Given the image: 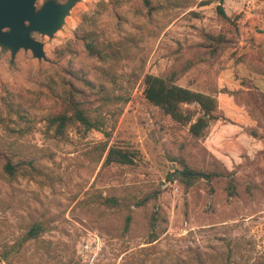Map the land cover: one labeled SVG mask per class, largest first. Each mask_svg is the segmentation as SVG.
<instances>
[{"label": "rangeland", "instance_id": "374dc122", "mask_svg": "<svg viewBox=\"0 0 264 264\" xmlns=\"http://www.w3.org/2000/svg\"><path fill=\"white\" fill-rule=\"evenodd\" d=\"M149 1L77 0L52 36L34 34L46 58L0 46V264H264V0H224L227 19L219 0ZM84 15L79 33L114 58L86 53ZM184 69L179 85L217 100L201 136L144 93L147 74ZM72 94L95 126L60 135L48 117ZM110 146L134 162L105 164Z\"/></svg>", "mask_w": 264, "mask_h": 264}, {"label": "trees", "instance_id": "16d2710c", "mask_svg": "<svg viewBox=\"0 0 264 264\" xmlns=\"http://www.w3.org/2000/svg\"><path fill=\"white\" fill-rule=\"evenodd\" d=\"M145 2L148 5L150 4L149 0H145ZM217 11L222 18H229L224 7V0H219ZM90 18L91 17L88 15H84L76 33L79 38L83 39L84 49L89 56L95 57L103 62H107L116 55H113L111 51L103 47L94 33H79L81 28L84 26L85 21L91 20ZM186 70L187 69H184L181 72L172 70L163 75L147 74L145 77L146 86L144 93L148 100L161 107L176 121L189 123V129L193 135L201 136L210 125V122L219 118L216 114L218 104L214 96L193 90L177 83V80ZM82 94L84 95L85 93L83 92ZM71 97L72 98L67 106L65 104L63 109L52 113L48 117L49 124L54 127L56 133L60 135L64 133L66 126L74 120L80 121L87 128L95 126V123L91 118L90 108L85 106L82 100L84 97L77 94H72ZM191 103H198L203 111V113L198 115L194 120V113L183 106ZM103 151H106V147H103ZM135 156L136 153L131 149L110 146L106 153L104 163H133ZM4 169L8 175L12 176L16 172V164L7 160L4 164ZM183 172L187 173L188 178L194 177V172L191 169H185ZM103 201L104 203L113 206L118 205L119 202L118 199L114 197H105ZM144 202L145 199H142L141 201H137L136 204L142 205ZM130 222L131 216L129 215L127 217V226ZM42 229V223L35 222L28 229V231L19 238L16 245L9 250L2 251L1 259L11 263V254H20L24 245L30 240L37 239Z\"/></svg>", "mask_w": 264, "mask_h": 264}, {"label": "water", "instance_id": "95a60500", "mask_svg": "<svg viewBox=\"0 0 264 264\" xmlns=\"http://www.w3.org/2000/svg\"><path fill=\"white\" fill-rule=\"evenodd\" d=\"M76 1L48 0L37 9L36 0H0V45L11 49L12 56L23 47L32 50L36 57L46 58L44 42L30 33L40 31L52 36Z\"/></svg>", "mask_w": 264, "mask_h": 264}, {"label": "flooded vegetation", "instance_id": "af4514ba", "mask_svg": "<svg viewBox=\"0 0 264 264\" xmlns=\"http://www.w3.org/2000/svg\"><path fill=\"white\" fill-rule=\"evenodd\" d=\"M37 1L38 0H36V7H37V9H39V8H41L43 5H44V3L46 2V1H48V0H45L44 1V3L39 7L38 5H37ZM68 0H66L65 2H67ZM56 2H58V3H65V2H60V1H58V0H56ZM28 24V23H27ZM36 33H38V34H41V35H47V34H43V33H41L40 31H32L31 33H30V35H31V37H33V38H35V39H37L35 36H34V34H36ZM37 40H39V39H37ZM41 41V40H40ZM1 46V45H0ZM3 47V46H2ZM23 48V47H22ZM22 48H20V49H22ZM19 49V50H20ZM24 49H26V48H24ZM28 50H30V49H28ZM32 51V50H31ZM33 53V52H32ZM34 55V54H33Z\"/></svg>", "mask_w": 264, "mask_h": 264}]
</instances>
